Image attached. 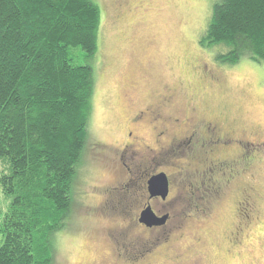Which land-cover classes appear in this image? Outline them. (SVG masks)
<instances>
[{"label":"trees","instance_id":"trees-1","mask_svg":"<svg viewBox=\"0 0 264 264\" xmlns=\"http://www.w3.org/2000/svg\"><path fill=\"white\" fill-rule=\"evenodd\" d=\"M99 27L92 0H0V264L54 262L87 147ZM200 43L224 49L219 62H264V0L215 3Z\"/></svg>","mask_w":264,"mask_h":264},{"label":"rangeland","instance_id":"rangeland-1","mask_svg":"<svg viewBox=\"0 0 264 264\" xmlns=\"http://www.w3.org/2000/svg\"><path fill=\"white\" fill-rule=\"evenodd\" d=\"M219 1L125 0L119 7L116 0H92L99 8L100 27L98 49L92 59L94 92L87 146L96 140L111 142L120 138L131 108L143 107L163 93L164 87L173 94L165 110L168 116L195 108L198 116L221 115L252 133H260L262 145L251 151L256 161L250 186L256 193L257 211H247L251 223L243 225L241 246L228 252L222 234L233 222L249 220L242 205L235 212L231 203L217 207L204 226L205 244L198 264H264V62L248 57L234 64L219 62L216 55L226 52L224 49L217 44L201 45L212 7ZM202 65L218 73L223 82L215 85L200 79ZM92 157L90 151L77 181L74 210L66 217V225L52 234L53 264L91 261L94 251L88 248L90 240L100 238L97 233L109 228L113 219H83L86 207L107 195L92 186L110 184L117 177L99 169ZM168 159L164 170L170 176L172 192L184 186L175 173L184 159L174 155ZM7 204L0 193V218ZM186 228L190 235L197 232L193 224ZM188 242L186 239L182 248L186 249ZM188 260L186 264L193 263V257Z\"/></svg>","mask_w":264,"mask_h":264},{"label":"flooded vegetation","instance_id":"flooded-vegetation-1","mask_svg":"<svg viewBox=\"0 0 264 264\" xmlns=\"http://www.w3.org/2000/svg\"><path fill=\"white\" fill-rule=\"evenodd\" d=\"M124 1L116 2L121 7ZM200 70L203 81L215 85L223 82L206 65ZM162 92L143 107L131 108L120 138L96 140L86 147L77 170L79 181L90 151L99 169L117 176L110 184L92 186L107 195L82 214L85 221L113 217L109 228L97 233L100 238L90 240L88 248L93 249L94 256L86 264H186L191 257L192 264H198L205 244L204 226L217 207L231 203L235 212L242 205L246 219L249 209L257 211L256 193L250 186L256 161L251 151L262 145L260 133H252L221 115L198 116L195 108L168 116L165 110L173 94L168 87ZM171 155L184 159L175 173L185 182L172 192L170 176L164 170ZM160 172L168 180L165 198L151 196L148 190L149 178ZM148 207L158 224L141 221ZM189 223L196 226L193 235L187 232ZM250 223L251 219L237 220L222 234L228 252L241 246L242 231ZM186 239L189 242L184 249Z\"/></svg>","mask_w":264,"mask_h":264},{"label":"water","instance_id":"water-1","mask_svg":"<svg viewBox=\"0 0 264 264\" xmlns=\"http://www.w3.org/2000/svg\"><path fill=\"white\" fill-rule=\"evenodd\" d=\"M148 190L151 196H161L165 198L168 194V180L164 172L157 173L149 178ZM141 221L147 225L158 224V219L150 208L146 209L141 215Z\"/></svg>","mask_w":264,"mask_h":264}]
</instances>
